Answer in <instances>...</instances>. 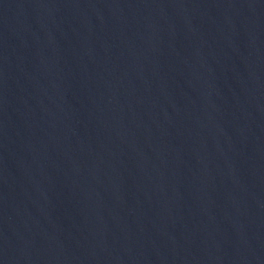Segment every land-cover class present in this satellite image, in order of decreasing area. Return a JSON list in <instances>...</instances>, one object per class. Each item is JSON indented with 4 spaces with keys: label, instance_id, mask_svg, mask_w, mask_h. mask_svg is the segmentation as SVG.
Here are the masks:
<instances>
[{
    "label": "water",
    "instance_id": "water-1",
    "mask_svg": "<svg viewBox=\"0 0 264 264\" xmlns=\"http://www.w3.org/2000/svg\"><path fill=\"white\" fill-rule=\"evenodd\" d=\"M0 264H264V0H0Z\"/></svg>",
    "mask_w": 264,
    "mask_h": 264
}]
</instances>
